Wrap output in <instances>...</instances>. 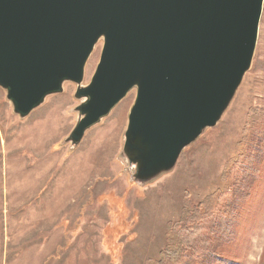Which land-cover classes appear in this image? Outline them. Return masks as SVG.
<instances>
[{
    "label": "rangeland",
    "instance_id": "rangeland-1",
    "mask_svg": "<svg viewBox=\"0 0 264 264\" xmlns=\"http://www.w3.org/2000/svg\"><path fill=\"white\" fill-rule=\"evenodd\" d=\"M63 90L20 120L0 89V264H156L206 200L218 215L196 242L217 248L211 263L264 264V0L250 69L220 121L150 183L133 182L121 157L135 91L71 148L80 102L74 85Z\"/></svg>",
    "mask_w": 264,
    "mask_h": 264
},
{
    "label": "water",
    "instance_id": "water-1",
    "mask_svg": "<svg viewBox=\"0 0 264 264\" xmlns=\"http://www.w3.org/2000/svg\"><path fill=\"white\" fill-rule=\"evenodd\" d=\"M263 0H0V89L26 119L75 86L76 148L130 92L121 157L133 182L170 172L220 121L255 50ZM102 41L98 65L86 64Z\"/></svg>",
    "mask_w": 264,
    "mask_h": 264
},
{
    "label": "trees",
    "instance_id": "trees-1",
    "mask_svg": "<svg viewBox=\"0 0 264 264\" xmlns=\"http://www.w3.org/2000/svg\"><path fill=\"white\" fill-rule=\"evenodd\" d=\"M217 215L209 200L187 210L175 225V230H172L175 242L165 247L156 264H212L211 261L216 260L217 248H209L208 243L206 245L204 241H196L201 237L204 220ZM221 238L223 239V236ZM197 245L201 248L197 249ZM221 262L231 264L227 263L228 261ZM221 262L217 260L216 263Z\"/></svg>",
    "mask_w": 264,
    "mask_h": 264
}]
</instances>
